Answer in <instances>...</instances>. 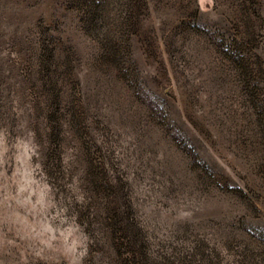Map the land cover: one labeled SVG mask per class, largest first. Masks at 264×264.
<instances>
[{"label":"rangeland","instance_id":"obj_1","mask_svg":"<svg viewBox=\"0 0 264 264\" xmlns=\"http://www.w3.org/2000/svg\"><path fill=\"white\" fill-rule=\"evenodd\" d=\"M95 2L0 0V264H264V0Z\"/></svg>","mask_w":264,"mask_h":264},{"label":"trees","instance_id":"obj_2","mask_svg":"<svg viewBox=\"0 0 264 264\" xmlns=\"http://www.w3.org/2000/svg\"><path fill=\"white\" fill-rule=\"evenodd\" d=\"M90 4H91V1H90ZM99 4H101V0H96V2H95L94 5H99ZM257 115H258L259 118H261V116L263 115V112H262L260 109H258V111H257ZM173 137H174V139L176 140L177 145H178L181 149H183V150L188 154V156L190 157V159H191V161H192V163H193L194 165L199 166V167H200L202 170H204V171H207V170L209 169V167L207 166V164L204 163V162H201V161L198 159V156H197V154L194 152V150H193L191 147L186 146V145L182 142V140L179 138V136H177V135L174 134ZM260 237H261V236H260Z\"/></svg>","mask_w":264,"mask_h":264}]
</instances>
